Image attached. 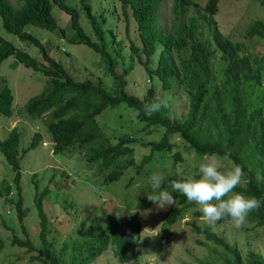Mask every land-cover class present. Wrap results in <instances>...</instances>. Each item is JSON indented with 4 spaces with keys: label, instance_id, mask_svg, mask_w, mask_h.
<instances>
[{
    "label": "trees",
    "instance_id": "1",
    "mask_svg": "<svg viewBox=\"0 0 264 264\" xmlns=\"http://www.w3.org/2000/svg\"><path fill=\"white\" fill-rule=\"evenodd\" d=\"M118 1L124 11L132 10L139 26L143 44L140 49L142 53L138 55L140 62L149 69L153 77L162 82L165 89L171 90L178 84L186 94L189 108L185 118L178 120L168 107H162L151 116L145 115L143 106L158 101L153 94L140 100L125 91L124 75L115 72L118 59L109 51L108 40L113 38L115 42L117 37L108 36L112 31L104 28L106 17L93 15L86 0H82V6L87 10L84 11L85 16L101 44H93L86 28L80 24V13L64 0H20L23 4L19 8L9 0H0L3 29L23 42L28 50L35 48L39 54L38 61L29 51L0 39V79L3 63L12 58L15 61V66H11L13 70L22 64L44 75L48 84L41 94L25 104L24 110L18 111V115L30 123L45 127V133L53 143L55 156L72 152L85 137L101 135V143L86 151L90 157L86 160V166L96 167L105 183L118 182L130 168H134L139 175L143 166L153 160L161 163L171 156L175 163L184 162L183 153L180 150L174 152L179 148L175 142L176 136L185 150L194 153L196 160H200L204 154L223 156L229 153L230 160L223 163L240 165L244 171L243 186H238L233 191L262 201V207L250 213L247 218L256 227L264 228V58H254L245 50V44L220 32L215 17L221 0H210L202 8L194 5L196 10L193 13L197 15L191 16L188 22L182 21V15L188 12V6L193 5V2L177 0L171 33L145 31L141 28L144 25H157L161 0ZM256 2L264 7V0ZM54 5L71 17L69 28L72 43L91 46L106 57L118 84L116 96L109 93L101 82L74 81L49 53L41 38L34 31L28 30V27H34L65 36V29L58 25L53 15ZM244 35L249 39H264V21L251 22ZM143 55L145 61L142 59ZM155 56L158 57L157 67L149 68L154 63ZM130 70L131 67L125 68L123 74H128ZM14 101L15 97L8 86L0 90V116L7 119L13 117ZM121 104L138 112L140 124H137L134 134L120 135L112 143L102 132L97 117ZM142 134H155L158 138L150 141H146L144 137L139 139ZM43 139L44 134L38 131L33 136L30 147L22 148L21 151L22 135L17 129H13L6 140L0 138V153L16 174L15 181L18 182L19 189L16 199L4 200L22 223L28 217L30 209L25 207V200L21 195V161L29 151L40 146ZM139 148L147 149L148 154L141 155L138 153ZM138 158L141 160L140 164L137 163ZM197 171L198 167L189 173L184 171L165 174L163 186ZM11 190L12 186H8L5 192L0 190V195L5 196ZM168 190L172 191L170 188ZM49 193L48 188L41 193L37 192L34 198L42 229L40 244L35 245L30 237L27 240L14 238L13 246L25 248L26 255L31 254L28 260L30 264H35V261L42 264H94L110 248L120 263H132V257L137 255L140 248L141 211L130 214L123 223L114 215L106 214L104 225L93 221L92 228L85 233L83 241L66 239L62 251L57 253L52 250L47 236L49 223L45 204ZM172 195L176 203L164 218L163 225L166 229L185 219L197 207L180 193L172 192ZM152 205V202L145 203L141 210H147ZM193 216L195 220L190 223L193 233L205 238L204 241H197L198 245L208 248L207 243H211L214 247L210 249L211 254L221 252L224 255L223 264H264V259L253 252L248 253L246 258L243 257L237 248L217 235L212 227L198 226L197 218L202 217L201 212L197 211ZM84 226L85 223L82 224ZM16 229L17 227L11 228L12 231ZM150 244L151 242H145L141 247H148ZM4 247L5 244L0 241V253ZM69 250L70 253H67Z\"/></svg>",
    "mask_w": 264,
    "mask_h": 264
},
{
    "label": "rangeland",
    "instance_id": "2",
    "mask_svg": "<svg viewBox=\"0 0 264 264\" xmlns=\"http://www.w3.org/2000/svg\"><path fill=\"white\" fill-rule=\"evenodd\" d=\"M16 8L22 4L20 0H10ZM68 5L76 7L80 0H64ZM92 5V12L99 15L104 11L108 22L104 25L105 29L116 32V43L113 39L108 40L109 51L119 54V58L124 56L123 61H119L118 72H121L125 63H133L134 70L127 77V91L129 94L142 99L148 91L149 69L141 64L137 55L131 51L132 45L138 47V31L132 18H125L122 9L113 0H88ZM197 3L205 6L209 0H196ZM174 0H164V13L170 17L173 11ZM79 7V6H78ZM116 9V13L112 12ZM95 9V10H94ZM53 15L61 28L66 31L62 34L28 27L45 42L46 48L68 70L74 81L84 82L93 81L99 83L103 81V86L112 95H117V85L110 74H107L105 60L85 45L73 44L70 39L71 30L70 17L58 6H54ZM218 29L225 36H229L234 41L245 44V50L254 58H264V39H249L245 37L244 31L251 22L256 20L264 21V7L256 0H221L219 12L215 17ZM86 30L91 33V28L84 20ZM0 37L12 42L21 50L29 51L35 59L39 58L38 50L31 48L28 50L26 45L16 37L7 33L2 27L0 16ZM207 37V34H206ZM50 41V42H48ZM66 47L68 54L60 52L59 47ZM124 50V51H123ZM145 60L144 57H142ZM39 61V59H37ZM123 63V65H121ZM14 59L10 58L2 65V78L0 79V90L9 87L15 97L14 115L11 119L0 116V138L6 140L13 129H17L22 135L21 148H29L33 136L38 131L44 134V139L40 146L35 150L29 151L22 157V178L19 182L22 191L21 195L25 200V207L30 209L26 220L22 223L17 220L16 213L5 203V199L10 200L18 197V182L15 181L16 174L7 164L4 156L0 153V190L5 192L8 186H12L9 194L0 195V241L5 244L0 253V264H30L28 261L31 254H27L25 248L13 246L14 238L27 240L30 237L35 245L40 244V218L35 207L34 198L37 192L41 193L50 189L45 204L48 216L49 234L48 240L54 252L63 249L65 240H84L85 233L92 228V222L97 221L99 225H104L105 215H114L121 223L128 219L130 214L141 211L142 231L140 233V248L137 255L132 257L131 264H223L224 255L219 252L211 254L213 249L211 243H207L208 248L198 245L197 241H204V236L193 233L190 223L195 220L193 216L199 211L198 207L190 211L188 216L170 228L164 227V218L168 211L174 206L158 207L152 205L147 210L141 207L150 202L146 194L151 191L149 177L153 172H158L162 176L165 174L191 172L198 167L200 160H196L194 153L185 150L181 146V140L176 136L175 142L179 145L174 152L180 150L183 153L184 162L175 163L170 156L166 161L158 163L153 160L143 166L141 173L136 174L134 168H130L118 182L105 183L104 178L98 173L96 167L86 166V151L96 144L101 143V135L93 138L85 137L75 149L64 153L62 156L53 154V144L49 136L45 133V127L30 123L18 115L19 110H24L25 104L33 97L41 94L47 84V78L32 69L20 64L15 70ZM156 62L149 68H155ZM219 66V60L216 61ZM6 80V81H4ZM135 83L136 86H135ZM153 86L157 87L155 96L160 101H167L172 115L182 119L188 111L189 100L185 93L180 89L166 91L157 79L153 80ZM97 122L112 143L120 135H132L135 133L137 124V111L121 104L114 109H108L97 117ZM51 137V136H50ZM145 138L146 141L157 139L153 134L147 136L142 134L139 139ZM52 139V138H51ZM141 155L148 154L145 148H139ZM22 154V153H21ZM78 159H82L80 162ZM137 163H141L140 158ZM231 165L222 164V167ZM244 182L241 185L243 186ZM5 186V187H4ZM9 212V213H8ZM200 212V211H199ZM85 223L86 226L82 227ZM198 226L212 227L214 232L223 237L230 245L237 248L243 257L253 252L264 259V228L250 223L248 218L245 223L236 227L230 218H224L214 226L209 224L203 217L197 218ZM12 231L11 228H16ZM147 229V230H145ZM165 229V230H164ZM145 242H151L148 247H141ZM70 253V250L67 253ZM223 256V257H222ZM222 257V260H221ZM220 259V260H219ZM33 264V263H31ZM35 264H42L35 261ZM94 264H122L113 255L110 248ZM129 264V263H127Z\"/></svg>",
    "mask_w": 264,
    "mask_h": 264
},
{
    "label": "clouds",
    "instance_id": "3",
    "mask_svg": "<svg viewBox=\"0 0 264 264\" xmlns=\"http://www.w3.org/2000/svg\"><path fill=\"white\" fill-rule=\"evenodd\" d=\"M163 1L164 0H161L159 8H158L157 25L155 27L148 26V25L141 26V28H143L145 31L150 30V31H156V32H160V33H171L172 32L173 27H174V23H175V11H176V1L177 0H174L173 11H172V15L170 17H168L164 13ZM86 2H87L88 7L90 8V10L92 12L93 5L88 0H86ZM113 2L118 4L119 7L122 9L123 15L125 18H129V17L132 18L133 22L135 23V25L137 27L138 39L140 41V45L138 47H136L135 45H132L131 51L134 55L138 56L140 53H142L140 51V49L142 48L143 44H142V40H141V32L139 30L138 24L136 23V21L134 19L133 12L130 9H127L126 11H124V9L122 8V4L118 0H113ZM192 2H193V5L188 6V12L186 14L182 15V21H184V22H188L191 19V16L197 15V14L193 13L196 10V7L194 5H198L200 8H202V7H205L206 5L209 4V3H207L205 6H202L201 4L197 3L196 0H192ZM54 6H56V5H54ZM78 6H76V9L80 13V24L85 28L84 20H86L88 23V26L90 27L89 20H88V18H86L85 12H84L87 10H86V7L82 6V0H80L78 2ZM71 7H73V6H71ZM53 9H54V7H53ZM114 9L115 10L112 12V14L116 13V9L118 10V7L114 8ZM92 14L95 16H99V17L104 15L106 17V20H107L106 23L108 22L107 15H106V13H104V11H102V13L99 15H96L93 12H92ZM68 16L70 17V15H68ZM70 23H71V17H70ZM107 30H111V29H107ZM111 31H112V33H110L108 36H110V35L116 36L115 35L116 32L114 33L113 30H111ZM55 33H57L58 36L60 34L59 32H55ZM86 33L91 38L94 45L95 44H101L100 40H97L96 35H95L93 30H91V33H89L86 30ZM0 39H2V37H0ZM60 39L62 41L68 40L70 43H72V41L69 39H65V38H60ZM4 40H6V39H4ZM117 41H119V43L121 44L119 39H117ZM116 42H114V43H116ZM43 44L45 45V42H43ZM81 45L87 46L86 44H81ZM45 47H46V45H45ZM87 47L93 50V47H91V46L90 47L87 46ZM59 50H60V52H62L64 54H68L67 48L64 46L59 47ZM93 51H95V50H93ZM95 52L98 53L99 55H101V57L105 60L107 74H110L111 77L114 79L113 74L110 71V66L107 63L106 57H104L101 53H99L97 51H95ZM50 53H51V51H50ZM113 57H116L118 59V65H119V61L124 60L123 59L124 56L121 57V59H120L119 54H117L115 52H114ZM142 57L145 58L144 55ZM157 60H158V57L155 56L153 59V61L156 62L155 68L157 67ZM143 61H145V60H143ZM61 65L65 69L64 71L66 72V74L72 78V76L70 75L68 70L64 67V65L63 64H61ZM121 65H123V63H121ZM129 67H131V70L129 71V73L123 74L124 69L129 68ZM134 68H135V65L133 63H131V64L125 63V67L121 72L117 71L118 67L115 68V72L117 74L124 75V80L126 82L125 91L127 93H128V91L126 90L127 84H128L127 77L131 74V72L134 70ZM155 68H153V69H155ZM149 78L150 79L148 82L151 83V85H150L148 91L145 93L144 97L142 99H140V98L135 96L136 98L143 100L146 96L153 94L154 99L156 101H158V102L146 103L143 106L144 113L147 116H151L153 113L159 112L162 107L167 106L166 100L160 101L155 96V92L157 90V87L153 86V80L157 79V78L153 77L150 72H149ZM157 80L160 82V86H162L165 89L162 82L159 79H157ZM84 82H86V81H84ZM91 82H93V81H91ZM100 82L103 85V81L99 79V83ZM93 83H96V82H93ZM115 83H116V85H118L116 81H115ZM96 84H98V83H96ZM136 84L137 83H135V86H136ZM174 89L182 90L178 84H175V86L172 87L171 90H168V89H165V90L166 91H173ZM129 95H131V94H129ZM137 115H138V112H137ZM184 118H185V116L182 119H179V118H177V119L183 120ZM45 132H46V129H45ZM229 160H230V154L229 153H225L223 156H220V155L215 154V153L204 154L200 157V162L198 164V171L196 173L189 174L186 177L179 179V180H172L167 184L166 187L163 186L164 185V177L161 174H159L158 172H153L151 174V176L149 177L151 191H149L146 194L147 199L150 202H152L153 204H156L158 207L163 208L165 206L174 205L176 203L175 197L172 195V192H177V193H180L181 195H183L190 204L194 203L198 207L199 211L202 213L203 219L209 224V226H214L216 224V222H218L224 218H230L235 223L236 227H240L245 223V221H246V219L250 213H252L256 210H259L262 207V201L256 197H254V196H245L241 193H237V192L233 191L236 187H238L239 185L242 184L243 179H244V171L240 165H237L234 163H232L230 167H222L223 162L229 161ZM169 188L172 190L171 192L168 190ZM145 230H147V229H145Z\"/></svg>",
    "mask_w": 264,
    "mask_h": 264
}]
</instances>
